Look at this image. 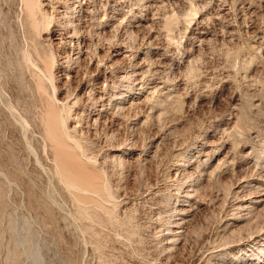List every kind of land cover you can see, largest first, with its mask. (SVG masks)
<instances>
[{
	"label": "rangeland",
	"instance_id": "1",
	"mask_svg": "<svg viewBox=\"0 0 264 264\" xmlns=\"http://www.w3.org/2000/svg\"><path fill=\"white\" fill-rule=\"evenodd\" d=\"M0 264H264V0H0Z\"/></svg>",
	"mask_w": 264,
	"mask_h": 264
}]
</instances>
